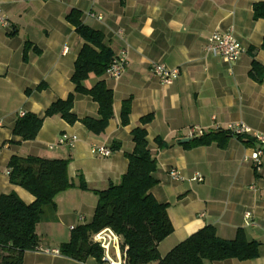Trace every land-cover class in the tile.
I'll return each instance as SVG.
<instances>
[{
    "label": "crops",
    "instance_id": "0c3cea01",
    "mask_svg": "<svg viewBox=\"0 0 264 264\" xmlns=\"http://www.w3.org/2000/svg\"><path fill=\"white\" fill-rule=\"evenodd\" d=\"M264 0H0V13L9 26H0V195L16 193L25 204L34 201L25 189L9 181L12 156L70 159L68 176L76 185L78 174L88 190L74 186L58 193L55 213L45 212L36 225L38 246L58 249L70 239L72 226L91 221L98 196L93 190L116 184L126 173V154L133 149L132 131L140 119L157 169V184L150 190L168 204L173 226L158 244L160 256L206 225L217 235L234 239L242 229L248 240L260 243L258 257L227 259L207 264H264V157L259 170L244 160L253 146L230 136L225 146L216 143L186 148L178 142L189 129L203 134L241 122L264 134V80L249 76L253 61L264 67V19H253L254 3ZM76 9L81 21L99 31L113 55L126 52L127 64L118 78L90 74L86 88L102 81L113 93V117L99 135L79 121L70 125L59 116L45 118L33 140L13 134L19 112L42 115L54 101L74 92L71 76L83 41L66 15ZM101 16L90 17L88 13ZM232 29L246 49L240 58L226 62L207 52L210 35ZM31 45L23 59L25 44ZM38 49V52L35 51ZM178 69V77L164 85L152 74L151 64ZM43 83L45 87L37 90ZM27 91H29L27 93ZM130 99L128 124L120 123L123 101ZM73 112L98 118V105L89 96L75 94ZM75 135L73 147L58 144L61 136ZM167 144L159 147L156 139ZM243 139L250 138L248 136ZM52 146V148H51ZM93 146L111 150L109 156L91 152ZM177 170L183 180L170 177ZM202 182L191 180L194 174ZM250 214L249 218L245 214ZM114 257L122 255L111 250ZM111 255V252H110ZM22 264H109L89 257L84 262L41 250L26 251ZM156 264V263H153Z\"/></svg>",
    "mask_w": 264,
    "mask_h": 264
},
{
    "label": "trees",
    "instance_id": "16d2710c",
    "mask_svg": "<svg viewBox=\"0 0 264 264\" xmlns=\"http://www.w3.org/2000/svg\"><path fill=\"white\" fill-rule=\"evenodd\" d=\"M252 12L254 20L264 19V1L254 3ZM80 18L81 13L76 9L66 15V20L75 27L83 41L71 76L74 92L65 99L52 102L40 116L25 113L18 117L13 134L20 137L21 141L33 140L44 119L48 117L59 116L70 125L79 121L94 135L101 134L113 117L112 90L102 81L90 88H86L83 82L90 74L101 76L114 55L104 45L102 34L83 24ZM30 45L29 42L25 44L24 60ZM261 49L264 50V38ZM35 51L38 52V49ZM248 74L261 83L264 80V67L253 61ZM44 87L41 83L36 89L42 90ZM75 94L87 95L97 103L98 118H79L73 112ZM130 107V99L123 101L120 111V123L123 126L128 124ZM152 118L151 114L142 117V126L132 131L134 146L126 154V173L118 183H111L103 190H93L98 201L91 221L73 228L70 239L59 246V253L80 262L89 257L100 261L103 250L92 242L91 237L100 230L109 228L121 237L120 250L126 264H207L227 259L246 261L258 257L260 243L248 240L242 229L237 230L234 239L226 240L217 235L212 225L202 227L164 256H160L158 244L172 233L173 226L167 214L168 204L158 202L150 191L157 184L153 177L157 162L148 147L144 125L151 122ZM230 136L227 130L218 129L194 136L182 146L191 148L216 143L222 148ZM239 138L248 146L256 145L252 138ZM156 142L159 147L167 146L159 138ZM69 163L70 159H45L36 156L10 158V183L28 191L33 195L34 201L25 204L13 192L0 195V264H22L26 251L39 248L36 225L46 211L55 213L54 198L58 193L74 186L88 190L81 173L78 174V183L75 185L72 182L68 176Z\"/></svg>",
    "mask_w": 264,
    "mask_h": 264
},
{
    "label": "built area",
    "instance_id": "2783aa9c",
    "mask_svg": "<svg viewBox=\"0 0 264 264\" xmlns=\"http://www.w3.org/2000/svg\"><path fill=\"white\" fill-rule=\"evenodd\" d=\"M90 17L101 19V16H96L93 13H88ZM0 26L7 27L9 22L0 13ZM205 48L207 52L211 53L213 56H220L226 62H233L240 58V56L246 52V49L236 40L233 35L232 29L224 32H217L210 35L207 39ZM127 64L126 52L121 51L118 55L114 56L111 63L105 70V74L111 78H118L124 67ZM152 74L164 85H170L178 77V69L169 68L163 63H152L151 64ZM25 112L20 111L19 117L24 116ZM232 136L236 137H250L254 140L255 146L251 149L248 156L244 157V160L250 161L252 167L255 170H259L262 165V158L264 157V134H258L252 132V130L241 122L230 124L226 129ZM203 131L197 127L193 126L189 129V137L200 136ZM77 137L72 136H61L58 140L60 145H68L73 147ZM52 148V146H51ZM91 152L99 156H109L111 150L103 146H93ZM169 175L175 180H183V176L177 170H170ZM191 180L196 182H202L203 176L200 173L193 175ZM246 218L250 217V214H245ZM73 229V227H71ZM91 240L93 243L98 244L103 250L102 260L108 262L109 264H126L123 254L118 258H112L110 255L111 250H119L121 245V237L114 233L109 228H104L99 232L92 235ZM36 250H41L46 253L59 254L58 249H42L38 248Z\"/></svg>",
    "mask_w": 264,
    "mask_h": 264
},
{
    "label": "water",
    "instance_id": "95a60500",
    "mask_svg": "<svg viewBox=\"0 0 264 264\" xmlns=\"http://www.w3.org/2000/svg\"><path fill=\"white\" fill-rule=\"evenodd\" d=\"M195 137H197V136H195ZM192 138H193V137L182 138V139H179L178 142H179L180 144H184V143H187V142L191 141Z\"/></svg>",
    "mask_w": 264,
    "mask_h": 264
},
{
    "label": "rangeland",
    "instance_id": "374dc122",
    "mask_svg": "<svg viewBox=\"0 0 264 264\" xmlns=\"http://www.w3.org/2000/svg\"><path fill=\"white\" fill-rule=\"evenodd\" d=\"M73 228H75V227H77V226H72ZM72 231L70 230V233H71ZM111 256L112 257H114V253H113V251H111Z\"/></svg>",
    "mask_w": 264,
    "mask_h": 264
}]
</instances>
